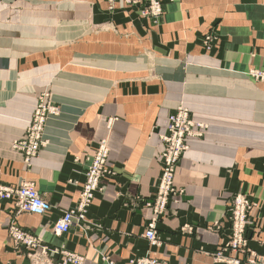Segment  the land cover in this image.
Listing matches in <instances>:
<instances>
[{"label": "crops", "instance_id": "0c3cea01", "mask_svg": "<svg viewBox=\"0 0 264 264\" xmlns=\"http://www.w3.org/2000/svg\"><path fill=\"white\" fill-rule=\"evenodd\" d=\"M107 9L106 0L0 1V182H29L52 207L44 217L19 215L18 225L81 264L154 257L231 264L234 255L218 261L215 253L227 238V203L244 194L259 205L252 211L259 236L249 246L264 255V85L245 76L264 69V0H178L151 30L134 12ZM210 32L217 44L206 52ZM43 92L60 113L48 119L44 146L27 166L13 145ZM182 103L208 130L188 142L175 173L179 193L157 221L161 244L150 247L159 137ZM105 139L110 174L86 221L55 234ZM13 214L11 201L0 202V264H30L8 234Z\"/></svg>", "mask_w": 264, "mask_h": 264}, {"label": "built area", "instance_id": "2783aa9c", "mask_svg": "<svg viewBox=\"0 0 264 264\" xmlns=\"http://www.w3.org/2000/svg\"><path fill=\"white\" fill-rule=\"evenodd\" d=\"M261 78L264 79V73H262ZM47 111H49V113L46 116ZM56 111H58V109L55 110L52 104L50 105L44 100L38 102L35 114L31 119L26 135L23 139L14 143V150L27 156L26 163H30L35 158H37L38 154L43 148L45 143L43 141L45 120L48 115H55ZM172 129H174L173 126ZM183 138V133L177 131H168V135L164 137V140L167 143L172 142L175 144V146L169 151V153H171L170 156H166V154H164L165 152L163 153L159 187L152 202L147 203V206L153 209L156 218L165 215L170 200L178 195V192L174 187L173 180L175 168L179 161L181 153V147L183 146ZM108 157V140H103L98 144L96 153L94 157H92L93 159L91 158L92 160L90 161L89 168L86 171V181L79 199L81 203L79 202L75 208L67 211L63 215V217L55 224L53 229L55 234H67L75 224L76 220H85L86 209H88L90 204L93 202L95 195L101 191V182L104 177L110 174V171H108L107 169ZM0 201H12L19 209L20 213L40 217H44L50 214L52 211L50 203L45 201L39 195L35 187L30 184H25L24 186L16 188L0 184ZM249 207L250 205L248 200L244 199L243 196H235L229 201V213L227 220L230 229L232 230L233 236H239V242L237 244H240L241 247L246 245V243L243 242L244 238L242 236L244 233H246L245 230L247 226L244 224V222L246 219V211L249 209ZM13 237L15 242L21 241L27 244L33 242L34 240L30 236L27 238L17 230L13 231ZM145 237L152 243L156 242L157 235L154 223L148 226ZM81 263L82 259L73 254H66L64 256L63 264ZM153 263L154 262L152 261L146 260V258H142L137 260V262L133 261L129 264ZM109 264L115 263L111 262ZM257 264H264V260L258 257Z\"/></svg>", "mask_w": 264, "mask_h": 264}, {"label": "rangeland", "instance_id": "374dc122", "mask_svg": "<svg viewBox=\"0 0 264 264\" xmlns=\"http://www.w3.org/2000/svg\"><path fill=\"white\" fill-rule=\"evenodd\" d=\"M0 1H13L14 2V1H24V0H0ZM175 1H178V0H106V5L108 8L107 10H109L110 12H115V11L120 10V11H124V12H130L131 11V12L136 13L138 20L142 23V26L145 29L151 30V29H155L156 27H158L161 24L162 19L166 16L167 6L171 3H174ZM216 39H217V37L213 32L207 33L204 36L203 47H204L206 52H211L212 50L215 49L216 44H217ZM262 73H264V69L254 68V69H249L245 73V76L247 77V79H249L251 82H253L255 84L264 85V79L261 78ZM42 100H44L46 103H49L50 105L52 104L53 108L55 110L58 109V111H56L55 115H48V117L45 120V127H46V123L50 117L59 115L60 108L53 103L51 94L49 92H43L39 95L38 102H41ZM35 110H36V108H35ZM48 113H49V111H47L46 116ZM34 114H35V111H34L33 115ZM29 125H30V123H29ZM172 126L174 129H172ZM28 127H27V129H28ZM27 129L25 131V135H26ZM207 130H208V125L206 123L195 121L192 118L190 109L183 103L180 104L172 113H170V115L168 117V125L166 128V133L160 135V137H159L160 141L163 145V150H162L161 154L159 155L160 174H161V167H162V161H163V159H162L163 153L165 152L164 154H166V156H170L171 153H169V151L172 148H174V146H175L174 143H172V142L167 143L164 140V137L168 135V131L182 132L183 137H184L182 139V145L183 146L181 147V153H180L179 161H178L176 168H175V173H176V170L178 168L180 161L183 159L184 155L189 150V143L188 142L191 139H202ZM24 136L21 139H23ZM105 140H107V139H105ZM20 154L23 156L24 164L29 166L32 162L26 163L27 156L23 153H20ZM88 168H89V166H88ZM108 171H109V169H108ZM85 177H86V175H85ZM160 177H161V175H160ZM160 177H159V182H160ZM174 180H175V175H174ZM174 180H173V182H174ZM0 184L4 185L1 182H0ZM25 184L33 185L29 182H24L23 184L16 186V187H21V186H24ZM84 185H85V183H84ZM5 186H7V185H5ZM10 187H13V186H10ZM158 187H159V185H158ZM175 189H176V187H175ZM157 190H158V188H157ZM82 191H83V189H82ZM82 191H81V193H82ZM177 192H178V190H177ZM156 193H157V191H156ZM156 193L154 194V196L156 195ZM80 196H81V194H80ZM235 196H243L244 199L248 200L249 205H250L249 209L246 211V219L244 222V224L247 226L246 230H245L246 233H244V234L242 233L243 236L241 234V236L244 238L243 242L246 243V245L241 247L240 244H237L239 242L238 241L239 236H237V237L233 236L232 230L230 229V226L228 223L229 229H227V233H226V237H227L226 242L222 248H220L218 251H216L215 257H216V260L222 261L225 258H227L226 254L228 255V253H231V255H234V258L230 260L231 264H239L241 262L240 257H244L245 259H247V262H249L250 264H254V263L257 264L258 257L264 259V255L258 254L256 251L252 250L250 248L249 244H250V241L252 240V238H255L256 235L259 236V234H257L258 230H259L257 222L252 217V211L255 208L259 207V205L257 203H255L254 201H252L248 196H246L244 194H236V195H233L232 198ZM95 197H96V195H95ZM79 199H80V197H79ZM229 201L227 203V217H228V213H229ZM79 202L81 203V201L78 200L76 205L73 208H75ZM92 204H93V202L90 204L89 208L86 209L85 220H83V221L80 220L78 222L84 223L86 221V216H87L88 211H89L90 207L92 206ZM13 205H14V214H13L12 219H11L12 221L8 227V234L10 236V239L15 244L16 250L18 252H25L26 257L28 258V261L30 262V264H55V261H56L55 259L58 257H61V261L59 264H63L64 256L66 254H71V253L64 252V251L58 252V251H55L54 249H49V247L47 245H44L40 240H38L36 238V236L30 230H27V229L21 227L20 225H18L17 217L21 214H24V213H20L19 209L15 206L14 203H13ZM168 212H169V206H168V209H167L164 216L168 215ZM164 216L156 218V216L153 212V219L151 220L150 224L154 223L155 227H157V221ZM76 222H77V220H76ZM226 224H227V222H226ZM215 228H216V230H220L222 228V225L218 224ZM12 230L13 231L17 230L22 235H25L27 238L30 236L32 239H34L33 242L28 243V244L21 242V241L15 242ZM156 235H157V233H156ZM148 243H149L150 247H157L161 244L160 239L158 238V235H157V240L155 243H152L150 241H148ZM154 259H158V258L154 257ZM151 261L153 262L152 259H151ZM111 262L112 261H109L108 264ZM160 262H162V261H160ZM113 263H115V262H113ZM115 264H117V263H115Z\"/></svg>", "mask_w": 264, "mask_h": 264}, {"label": "bare ground", "instance_id": "6f19581e", "mask_svg": "<svg viewBox=\"0 0 264 264\" xmlns=\"http://www.w3.org/2000/svg\"><path fill=\"white\" fill-rule=\"evenodd\" d=\"M175 175V174H174ZM174 183V182H173ZM0 202H2V201H0ZM12 202V201H11ZM151 259L153 260V264H157V263H161V264H165L164 262H160L158 259H154V258H146V260H148V261H151ZM262 260H264V259H262ZM137 262V261H136Z\"/></svg>", "mask_w": 264, "mask_h": 264}]
</instances>
